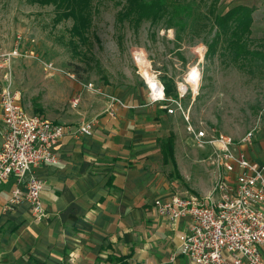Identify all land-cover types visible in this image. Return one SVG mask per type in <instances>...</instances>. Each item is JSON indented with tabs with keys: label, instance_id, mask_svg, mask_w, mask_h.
<instances>
[{
	"label": "rangeland",
	"instance_id": "1",
	"mask_svg": "<svg viewBox=\"0 0 264 264\" xmlns=\"http://www.w3.org/2000/svg\"><path fill=\"white\" fill-rule=\"evenodd\" d=\"M123 3L92 0L88 43L83 44L70 35L72 19L53 21L52 5L0 0V51L16 47L20 54L10 64L12 83L28 113L50 119L104 115L115 98L123 104L116 116L124 110L128 116L152 120L158 138L175 133L182 178L173 177L174 189L206 188L213 183L212 167L200 161L202 154L188 138L184 117L169 114L150 100L143 66L167 86V98L182 94L191 124L239 137L264 108V1L216 3L218 15L238 4L252 7L247 34L241 26L234 29L229 20L219 26L213 16L205 20L210 0H192L193 13L182 25L167 26L165 19L150 25L145 20L137 28L117 20ZM230 31H237L239 39L228 42ZM144 74L148 77V72ZM168 167L173 171L172 165Z\"/></svg>",
	"mask_w": 264,
	"mask_h": 264
},
{
	"label": "crops",
	"instance_id": "2",
	"mask_svg": "<svg viewBox=\"0 0 264 264\" xmlns=\"http://www.w3.org/2000/svg\"><path fill=\"white\" fill-rule=\"evenodd\" d=\"M4 71L0 68V84ZM108 105L106 114L90 118L44 116L63 124L89 119L96 124L89 137L65 134L56 146L57 163L33 168L43 181V219L32 217L27 202L8 205L13 178L0 185V264H193L179 251V235L189 230L191 218L169 222L157 215L153 204L186 193L218 199L213 187L222 171L208 160L211 148L197 147L187 133L202 154L200 161L212 167L213 183L194 192L174 189L173 177L182 178L175 133L158 138L152 120L124 110L116 116L123 108L114 103L110 111ZM2 114L0 107V146ZM169 136L172 155L160 146ZM245 154L264 163L260 134ZM234 177L231 172L226 178Z\"/></svg>",
	"mask_w": 264,
	"mask_h": 264
},
{
	"label": "built area",
	"instance_id": "3",
	"mask_svg": "<svg viewBox=\"0 0 264 264\" xmlns=\"http://www.w3.org/2000/svg\"><path fill=\"white\" fill-rule=\"evenodd\" d=\"M19 55L16 47L0 51V68L5 70L0 84L4 124L0 185L13 178L15 186L8 205L27 202L32 217L39 221L46 216L41 200L43 181L33 173V168L57 163L56 146L60 139L65 134L91 136L96 120L63 124L28 113L11 78L10 64ZM156 82L160 86L156 92L147 82L150 100L169 114H181L186 121L185 130L196 146L210 147L208 160L222 171L213 187L219 193L218 199L174 194L166 200H154L157 215L169 222L191 218L189 230L179 235V251L193 264H264V163L258 164L245 154L253 146L256 135L260 134L264 141V108L255 124L237 138L208 134L203 126L189 122L181 103L182 94L167 98L162 83ZM88 87L92 89V84ZM114 103L116 100L112 98L108 110L111 111ZM231 172L235 176L233 181L226 178Z\"/></svg>",
	"mask_w": 264,
	"mask_h": 264
},
{
	"label": "trees",
	"instance_id": "4",
	"mask_svg": "<svg viewBox=\"0 0 264 264\" xmlns=\"http://www.w3.org/2000/svg\"><path fill=\"white\" fill-rule=\"evenodd\" d=\"M34 1L38 2L39 5L53 6L55 11L53 17L54 22L61 19H72V26L69 30L71 32L70 35L75 36L80 43H88L87 30L92 22V0ZM191 1L192 0H124L122 8L117 13V20L119 22L127 20L136 28L145 20H148L150 25H154L163 19L166 20L167 26L175 25L176 23L182 25L185 23L184 20L188 21L193 13ZM217 2L218 0H210V3L206 8V13L202 12L205 20L213 16V19L218 26L221 25L222 22H225V20H229L231 21V24H234V29L240 28L241 26L242 28H245L244 31L247 30L246 34L250 32L249 27L252 23V7L238 4L230 8L224 14L218 15L215 13V5ZM173 20H176L175 23H173ZM202 24L206 25V22H203ZM231 33L232 31L229 33L228 42H231L233 38L234 40L239 39V37H236L238 35L237 31ZM70 40H72V38ZM72 43L76 44L74 40H72ZM164 91L165 95L169 93L167 86H164ZM177 97L178 95L174 96V98ZM160 146L162 150H166L169 155H172V136H169L165 141H161ZM121 264H126V262L123 261Z\"/></svg>",
	"mask_w": 264,
	"mask_h": 264
},
{
	"label": "bare ground",
	"instance_id": "5",
	"mask_svg": "<svg viewBox=\"0 0 264 264\" xmlns=\"http://www.w3.org/2000/svg\"><path fill=\"white\" fill-rule=\"evenodd\" d=\"M143 70L145 73L148 72V77L144 74V72H143V76L146 79V81L150 84L151 88H153V92L158 91V88H160V86L157 84L156 82L157 80L154 77H152L146 65L143 66Z\"/></svg>",
	"mask_w": 264,
	"mask_h": 264
}]
</instances>
